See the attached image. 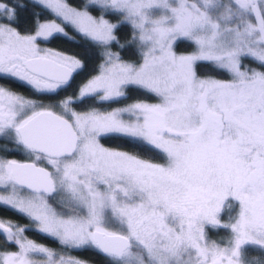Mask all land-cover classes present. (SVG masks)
Returning <instances> with one entry per match:
<instances>
[{
  "label": "snow or ice",
  "instance_id": "snow-or-ice-1",
  "mask_svg": "<svg viewBox=\"0 0 264 264\" xmlns=\"http://www.w3.org/2000/svg\"><path fill=\"white\" fill-rule=\"evenodd\" d=\"M0 211V264H264V0H0Z\"/></svg>",
  "mask_w": 264,
  "mask_h": 264
},
{
  "label": "trees",
  "instance_id": "trees-1",
  "mask_svg": "<svg viewBox=\"0 0 264 264\" xmlns=\"http://www.w3.org/2000/svg\"><path fill=\"white\" fill-rule=\"evenodd\" d=\"M56 46V45H54ZM60 47H63V48H66V49H70V50H75V49H72V45L69 43V44H63V45H59ZM18 91H22L21 89H18ZM24 94L25 95H28V93L26 91H24ZM17 159H21L22 157H15ZM4 213L2 211H0V215H3ZM12 219H16L15 217H10ZM20 223H23V221H20ZM29 238L31 239H34L36 240L37 242L39 243H43L49 247H52V248H57L58 245L52 243L50 240L48 239H44L42 238L41 236H39L38 234H35V233H29ZM4 244H3V240L0 239V247H3ZM75 255V253H74ZM80 258L84 259V260H87L88 261V264H104V261L101 260L100 257L96 256V255H93V254H86V255H83L81 256Z\"/></svg>",
  "mask_w": 264,
  "mask_h": 264
}]
</instances>
